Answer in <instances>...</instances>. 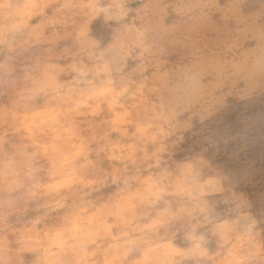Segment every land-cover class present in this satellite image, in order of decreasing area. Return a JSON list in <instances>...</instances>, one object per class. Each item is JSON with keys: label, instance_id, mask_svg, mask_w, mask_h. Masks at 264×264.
Wrapping results in <instances>:
<instances>
[{"label": "clouds", "instance_id": "obj_1", "mask_svg": "<svg viewBox=\"0 0 264 264\" xmlns=\"http://www.w3.org/2000/svg\"><path fill=\"white\" fill-rule=\"evenodd\" d=\"M0 264H264V0H0Z\"/></svg>", "mask_w": 264, "mask_h": 264}, {"label": "rangeland", "instance_id": "obj_2", "mask_svg": "<svg viewBox=\"0 0 264 264\" xmlns=\"http://www.w3.org/2000/svg\"><path fill=\"white\" fill-rule=\"evenodd\" d=\"M240 109L239 108H237V112L239 111Z\"/></svg>", "mask_w": 264, "mask_h": 264}]
</instances>
